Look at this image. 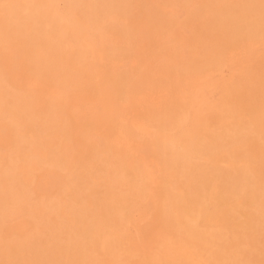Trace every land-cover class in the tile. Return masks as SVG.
<instances>
[{
	"label": "bare ground",
	"instance_id": "obj_1",
	"mask_svg": "<svg viewBox=\"0 0 264 264\" xmlns=\"http://www.w3.org/2000/svg\"><path fill=\"white\" fill-rule=\"evenodd\" d=\"M147 1H141L138 8H134L133 0H72L71 5L81 22H90L108 34L110 43L106 46V58L117 54V42L134 34V12L140 11L141 22L152 36L153 50L149 57L154 59L162 50V46L157 44L159 39L178 24L171 14L177 0H162L158 7L148 5ZM199 2L200 9L191 13L187 21L195 29L189 41L195 62L172 72L178 78L219 66L229 59L237 44L252 43L254 38L264 35V0ZM23 10L18 16L25 18L18 22L0 16V45L18 44L21 48L20 70L15 81L10 54L5 58L0 55V110L9 109L26 126V135L22 136L15 126L10 125L9 137L0 140V144L16 147L20 154L17 161L8 164H3L0 159V264H123L114 256L122 230L115 226L114 215L128 210L138 196L144 197L149 193L156 198L157 217L163 216L168 207L166 205L174 202L184 205L187 212H193L197 195L198 198L209 197L224 206L233 207L236 191L245 180L241 167V171H233V174L210 169L206 165L191 172L185 166V154L168 149L158 153L163 172L174 169L183 174L182 187H189L191 191L171 193L166 180L168 172H165V178L149 192L137 162L127 165L125 152L115 147L108 149L107 160L104 161L89 156L76 157L71 167V197L66 209L59 211L56 199H52L53 202L50 200L46 206L37 207L41 202L35 201L32 191L25 187L26 179L36 169L54 167L57 138L60 133H66V126L69 125L65 118L67 103L77 90L84 88V92H89L90 87L82 77L79 65L81 59L84 60L81 49L76 47L68 56L62 36L50 33L52 29L62 28L58 15L42 4L26 6ZM8 16L12 17L11 14ZM105 19L109 20L107 24ZM139 64L134 73L119 80L117 91L123 96L143 94L145 88L164 92V112L144 117L140 123L163 125L183 107V99L177 98L178 102H175L180 91L179 83L176 77L170 75L172 73H167L157 83L155 68ZM41 87L45 90H40ZM241 88L239 84L233 85L223 103L244 107L247 121L251 114L259 112L264 115V85L260 90L251 89L248 92ZM49 89L52 91L50 94ZM136 123L133 128L123 130L133 138L137 135L139 124ZM245 127V123H230L218 136H204L195 149L211 162L219 156L222 148L242 141ZM251 157L264 161V155L260 159L254 154ZM128 175L131 180L125 182L124 178ZM214 177L219 179V185L212 190L209 181ZM87 185H94L92 196L87 197ZM257 198L261 212L252 214L243 209L239 213H231V218L238 221L233 231L236 238L254 239L264 232V192H260ZM15 202L29 205L26 222L32 229L29 233L14 235L3 223V208ZM72 221L77 224L75 231L69 227ZM166 222V233L179 242L194 232L193 228L170 213L166 214ZM40 227H44V235L40 234ZM199 238L203 240L207 237L202 234ZM5 243L9 245L8 252L3 250ZM222 246L225 248L226 244L223 242ZM257 246L255 248L262 255L264 264V245ZM242 249L231 254H227L225 249H218L206 254V259L209 264H247L250 253L246 247Z\"/></svg>",
	"mask_w": 264,
	"mask_h": 264
},
{
	"label": "rangeland",
	"instance_id": "obj_2",
	"mask_svg": "<svg viewBox=\"0 0 264 264\" xmlns=\"http://www.w3.org/2000/svg\"><path fill=\"white\" fill-rule=\"evenodd\" d=\"M71 1L0 0V14L9 12L12 17L8 16L10 14L0 16L13 18L14 22L25 18L18 16L24 12L23 7L38 4L58 15L62 28L52 29L50 33L62 36L68 56L76 47L81 49L84 60L81 59L82 63L79 65L83 71L82 77L90 87L89 92H84V88L77 90L67 103L65 118L69 125L66 126V133H60L57 138L54 167L36 169L26 179L25 187L32 191L35 201L41 202L37 207L46 206L50 200L53 202L52 199H56L59 211L66 209L71 197V167L76 157L82 155L104 161L107 160L110 147L125 152L124 161L127 165L137 162L149 192L165 178V172H168L166 180L171 193L180 194L183 190L190 192L191 188L182 187L183 174L174 169L165 172L162 170L158 153L170 149L185 154V166L191 172L204 165L226 174H233V171H241L242 168L245 180L236 191L233 207L224 206L209 197L198 198L197 195L193 212H187L184 205L174 202L170 209L166 205L168 207L163 216L157 217L156 198L151 193L144 197L138 196L128 210L114 215L115 226L122 228L116 242L115 258L118 257L116 259H120L123 264H209L206 254L218 249H225L227 254H231L246 247L250 253L247 259L250 264H262V255L255 247L264 245V232L254 239L241 236L236 238L233 231L238 221L231 218V213H239L243 209L252 214L262 211L257 195L264 192V161L254 160L251 155L254 154L259 159L264 155V115L259 112L251 114L247 121L244 107L236 103L224 104L223 100L233 85H241L245 92L260 90L264 85V35L257 36L252 43L237 44L225 63L178 78L172 72L195 62L189 45L195 29L187 21L191 13L200 9L199 0L175 2L171 14L178 24L159 39L160 43L157 44L162 46V50L154 59L149 57L153 50L152 36L148 27L141 22L140 11L134 12V34L129 39L117 42V54L106 58V46L110 43L108 34L90 22H81L72 9ZM141 1L144 0H133L134 8H138ZM238 1L232 0L233 3ZM147 3L158 7L162 0H148ZM105 22L107 24L109 20L105 19ZM8 54L15 81L20 70V46L1 43L0 55L5 58ZM138 64L155 68L157 83L167 73H172L170 75L177 78L180 91L175 102L180 98L184 100V104L181 111H177L163 125L140 123L144 117L164 112V92L158 93L145 88L143 94L123 96L117 91L116 84L119 80L134 73ZM40 90H45V87ZM51 92L49 89L48 93ZM135 123L139 125L137 135L133 138L123 130L133 128ZM230 123H245V136L239 144L222 148L219 156L209 162L196 151L195 145L204 136H218ZM10 125L15 126L20 135H26L25 124L9 109H1L0 140L9 137ZM33 151L36 150L33 148ZM19 158L16 147L0 144V159L3 164ZM130 180L129 175L124 178L125 182ZM209 185L215 190L219 179L214 177ZM93 186L87 185V197L92 196ZM29 213V205L26 203L9 204L2 210L3 223L14 235L29 233L32 230L31 226L26 225ZM167 213L193 228V234L183 242L168 235ZM69 227L75 231L77 224L72 221ZM39 231L41 235L46 233L44 227H40ZM202 234L207 238L200 240L199 236ZM223 242L226 244L225 248L222 246ZM3 250L9 251L7 243L3 245Z\"/></svg>",
	"mask_w": 264,
	"mask_h": 264
}]
</instances>
